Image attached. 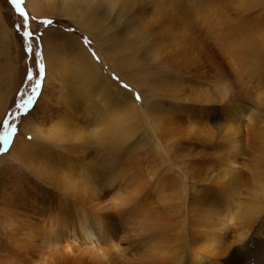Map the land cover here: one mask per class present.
I'll return each instance as SVG.
<instances>
[{
	"label": "rangeland",
	"instance_id": "374dc122",
	"mask_svg": "<svg viewBox=\"0 0 264 264\" xmlns=\"http://www.w3.org/2000/svg\"><path fill=\"white\" fill-rule=\"evenodd\" d=\"M105 1L81 0L91 6L85 25L74 4L67 16L64 0H24L29 27L40 37L45 73L32 108L14 121L18 130L10 154L4 160L9 150L0 153V264H144L164 260L160 253L170 257L183 249L190 255L192 248L199 249L200 264H229L225 258L232 253L237 256L232 264H264L261 246L254 251L258 244H251L264 240L263 215L246 228L249 237L237 241L242 224L224 191L235 186L246 196L257 185L264 187V0H216V12L200 10L207 0H180L188 8L184 20L170 0H122L118 8L112 0L105 7ZM219 9L226 14L217 15ZM227 17L232 25L252 24L253 52L240 54L237 44L227 43ZM184 21L193 23L190 30ZM23 23L10 0H0V121L15 114L16 104L31 91L28 71L38 72L36 41L26 52L16 27ZM48 59L61 64L58 73L54 65L48 71ZM87 66L102 82L80 71ZM108 82L116 96L110 108L117 115H105L106 133L93 112L99 91L109 94ZM67 94L83 97L76 104ZM127 100L136 104L138 131L127 146L114 147L108 137L134 120L124 116ZM88 111L91 119L84 115ZM157 117L172 120L168 130ZM80 125L81 136L73 132ZM55 128L64 131L57 140ZM130 146L132 157L106 162ZM102 158L107 166L95 170L87 191L74 188L68 195L63 174H77L82 184L87 174L78 163L102 164ZM85 216L95 217L94 224ZM163 225L168 229L161 231ZM157 230L158 236L147 240ZM209 233L217 240L212 248Z\"/></svg>",
	"mask_w": 264,
	"mask_h": 264
},
{
	"label": "bare ground",
	"instance_id": "6f19581e",
	"mask_svg": "<svg viewBox=\"0 0 264 264\" xmlns=\"http://www.w3.org/2000/svg\"><path fill=\"white\" fill-rule=\"evenodd\" d=\"M65 1V6H64V9H63V11H64V15H67L68 16V13H73V11H72V7H73V5L72 4H74V7H78V10H79V12H81V14H82V16H81V14H79V15H75V16H77V17H79V18H81V20H83L82 21V24H84L85 22H87L88 20H90L89 19V16H90V14H89V10L88 11H86L87 10V8H89V7H91L90 6V4H92L91 2H93V1H89L90 2V4H89V2H87L88 4H84V3H80L81 2V0H64ZM85 1H87V0H85ZM121 1L122 0H112V2H113V4H114V8H118L119 7V5H120V3H121ZM124 1V0H123ZM183 1V0H182ZM223 1V0H222ZM226 0H224V2H225ZM95 2V1H94ZM100 2V1H99ZM107 2H108V0L107 1H105L104 2V5H105V7L108 5L107 4ZM110 2H111V0H110ZM109 2V3H110ZM112 2H111V5H112ZM202 2H204L203 0H202ZM223 2V3H224ZM95 3H97V2H95ZM133 3V2H132ZM194 3H195V0H194ZM207 3H208V6H200L199 5V8H200V10L201 11H205V9L206 10H209V11H211V12H213V10H214V12H216V10L215 9H213L214 8V6H217L216 5V0H207ZM70 4L72 5V7H70ZM129 4V3H128ZM93 5V4H92ZM98 5V4H97ZM134 5V4H133ZM170 8L172 9V11H173V8H175L176 10H177V12H176V14H178V16H179V18L181 19V20H184L185 19V17H186V15L187 16H189L188 14H187V11L186 10H188V8H186V7H183L181 4H180V0H170ZM186 5V4H185ZM242 5V4H241ZM109 6V5H108ZM198 6V5H197ZM124 7V6H123ZM123 9V8H122ZM223 9V8H222ZM175 10V11H176ZM171 11V10H170ZM171 11V12H172ZM174 11V12H175ZM88 12V13H87ZM173 12V13H174ZM194 12V11H193ZM200 12V11H199ZM224 11L223 10H221V9H219V12L217 13V15H221L222 13H223ZM202 13V12H201ZM225 13V12H224ZM60 14V13H59ZM74 14H76L75 13V11H74ZM85 14V15H84ZM186 14V15H185ZM226 14V13H225ZM217 15H214V17H216ZM70 16H72V15H70ZM203 17H204V15H202ZM210 16V15H209ZM227 16V15H226ZM73 17H74V15H73ZM91 17V16H90ZM228 18V17H227ZM240 18V17H239ZM77 19V18H76ZM96 19V18H95ZM229 19V18H228ZM241 19V18H240ZM80 20V19H79ZM230 20V19H229ZM239 20V19H238ZM133 21V20H132ZM187 21V20H186ZM90 23V22H89ZM184 23H185V21H184ZM216 23H218L217 21H216ZM92 24H93V22H92ZM193 24V23H192ZM192 24L190 23V22H187V23H185V25H184V28L185 29H189L190 30V28H192ZM251 24V23H250ZM261 24H262V22H261ZM85 25H86V23H85ZM246 25V26H245ZM257 27H258V25H257ZM89 28V27H88ZM164 31V33L165 34H167L166 32H168V29H166L165 27H161ZM225 29V36L227 37L226 39H227V43H229V45L230 44H237L238 46H237V51L240 53V54H244V52H246V49H251V48H256L257 46H253V42L255 41L254 39L253 40H251V38H252V36L251 35H255V29L254 28H252V24H251V26L249 25V27H248V24L246 23V21L244 22V23H242V21H238L235 25H232V20H230V23H229V26L228 27H225L224 28ZM258 32V31H257ZM251 36V37H250ZM245 39H247V40H245ZM256 40L258 39V37L257 38H255ZM258 49V48H257ZM252 50V52H253V49H251ZM256 50V49H255ZM233 51H235V50H233ZM259 53V52H258ZM258 53H256V51H255V54H257L258 55ZM257 57V56H256ZM259 57H261V56H259ZM240 58V57H239ZM54 61V60H53ZM55 66L56 67V72L58 73V70H59V68H61V64L59 63H53L52 64V60H50V59H48V66H47V69H48V71L51 69V67L52 66ZM259 65V64H258ZM95 68V67H94ZM82 70H86V72L87 73H89V74H91L93 77H94V79H96V81L97 82H102L101 80H100V76H99V72H97V71H94V69H92V67H90V66H87L86 68H84V69H80V71H82ZM249 71V70H248ZM78 73H79V71H78ZM66 76V75H65ZM65 76H63V77H65ZM70 75H69V80H70ZM61 81V80H60ZM65 81H66V79H65ZM66 83V82H65ZM60 84L62 85L63 83H61L60 82ZM72 84V83H71ZM109 82H108V85L106 86V88H107V90H111V87L109 86ZM221 87V86H220ZM72 90V89H71ZM87 91V90H86ZM119 91V90H118ZM68 92V91H67ZM76 92V91H75ZM69 93V92H68ZM120 93H121V91H120ZM70 94V93H69ZM69 94H67V96H68V98H67V100H69V102L71 101H75V103L77 104V103H79V99L80 98H82L83 96H81V95H74V96H72V95H69ZM99 97H100V99H101V102H99L98 101V98L99 97H96L97 98V101H96V105L95 104H93V103H91V104H93V105H95L94 107L96 108V110L93 112V116H95V117H97L98 118V120L96 119V121H101V124L102 125H104V127H105V132L107 133V126H109V122H108V120L106 119V116H107V118H108V116H109V114L110 113H112L113 114V116H116L117 115V112H115L113 109H111L110 107L112 106V104H111V100H114V99H116V96H114V94L110 91L109 92V94L108 95H106V94H104V93H102V91H99ZM224 95V94H223ZM107 96H108V98H107ZM207 96V95H206ZM226 96V95H225ZM77 97V98H76ZM223 98V97H222ZM1 99V98H0ZM3 99V98H2ZM84 99V98H83ZM81 100V99H80ZM87 100V99H86ZM73 101V102H74ZM83 101V100H82ZM1 102V101H0ZM65 102H67V101H65ZM81 102V101H80ZM74 103V104H75ZM66 104H68V103H66ZM98 104H101L102 105V109H99L98 107ZM126 104H127V109L125 110V112L126 113H124V116L125 115H127V116H130L132 119H134L133 121H131V122H129V123H126V122H124V123H126V125H124V126H122V127H120V128H118V131L117 132H115V133H113L112 135H110V137H108V140H109V144H113V146L114 147H118V146H122V145H124V146H127V144L130 142V140L132 139V137H133V135L135 134L134 132L137 130V126L136 127H134V125L136 124V125H138L139 123H138V114H137V112H138V110H137V107H136V104H134L133 103V101H131V100H127L126 101ZM82 105V104H81ZM83 106V105H82ZM81 106V107H82ZM68 107V106H67ZM74 107V106H73ZM72 107V108H73ZM86 107H87V105H86ZM77 108H79V107H77ZM83 108V107H82ZM93 108V107H92ZM140 108V107H139ZM138 108V109H139ZM71 108H67V110L69 111ZM73 109H75V108H73ZM72 109V110H73ZM94 110V109H93ZM235 109H234V107H232V109H231V111L233 112ZM159 112V111H158ZM88 113H89V111L88 112H85V116H88ZM119 113V112H118ZM106 115V116H105ZM121 115H123V114H121ZM227 115V114H226ZM92 116V115H91ZM91 116H88L89 118L91 117ZM123 116V117H124ZM158 116V115H157ZM105 117V118H104ZM120 117V116H119ZM123 117L122 118H120V120L121 119H123ZM235 117V116H234ZM85 119H86V117H84ZM126 118V117H125ZM130 118V119H131ZM64 119V118H63ZM91 119V118H90ZM95 119V118H94ZM93 119V120H94ZM100 119V120H99ZM157 119V121H158V125L160 126V127H163V128H166V130H168V127H169V125H170V123H172V120L170 119V118H168V119H166V120H164V119H162V118H159V117H157L156 118ZM126 120H128L127 118H126ZM62 122V121H61ZM75 123V122H74ZM77 123V122H76ZM133 123V124H132ZM120 125V124H119ZM81 126V125H80ZM69 127V126H68ZM64 129V128H63ZM74 130V129H73ZM138 131V130H137ZM74 133H76V134H78L79 136H81L84 132H85V128L84 127H82L81 126V128L79 129L78 128V130H76V131H73ZM165 132V131H164ZM53 135H52V137H55L56 138V140L57 139H59L63 134H64V131H62V129L61 128H55V129H53ZM220 135V134H219ZM79 138H81V137H79ZM234 142V141H233ZM223 143V142H222ZM236 143V142H235ZM234 143V144H235ZM224 144V143H223ZM131 145V144H130ZM129 146V145H128ZM135 146V145H134ZM84 147V146H83ZM81 148H82V146H81ZM121 148H123V147H121ZM127 148V147H126ZM225 148H226V152L227 153H230V152H232L231 151V149H233L232 148V146H231V144H230V142L226 139L225 140ZM74 149V148H73ZM122 150V149H121ZM84 151V150H83ZM9 153H7V154H3L2 155V159H6V157H7V155L8 154H10V150L8 151ZM122 152H124V151H122ZM134 150L132 149V146H130L129 147V149L128 150H126V152H124V153H121V152H117L118 154L117 155H114V156H112L110 159H108L106 162H109L110 164H114L115 162H118V163H120V162H122V160H124V159H128V158H130V157H132L133 156V154H134ZM126 154V155H125ZM230 155V154H229ZM104 156V155H103ZM161 157V156H160ZM100 159V158H99ZM104 158H102V160H103ZM217 159V158H216ZM101 160V161H102ZM104 161H105V159L102 161L103 163H104ZM263 161V160H262ZM261 161V162H262ZM217 162V161H216ZM71 163H72V165L71 166H73L75 163L73 162V161H71ZM99 164V162H96V161H94V160H92V161H90V163H85V162H83V161H80V163H78L79 164V171H81V172H83V173H86L87 175L86 176H84V179H83V181H82V184L80 183V178L78 179L76 176H78L77 174H72V173H69L68 172V174H63V176L61 177L62 178V180H64V183L62 184L63 185V189L65 190V192L68 194V195H70V194H72V189H74V188H79V193H81V192H85V191H87V189L89 188V185L93 182L92 181V179H93V177H94V173L98 170V169H100V167L102 168V167H106L107 165H106V163H104V164ZM219 163V162H218ZM230 163V162H229ZM263 164H261V165H264V162H262ZM154 165V164H153ZM224 165V164H223ZM83 166H86V167H83ZM88 166H91V168L90 167H88ZM219 166H220V164H219ZM153 167V166H152ZM214 167V166H213ZM221 167V166H220ZM224 167V166H223ZM67 168H68V164H67ZM81 168V169H80ZM211 168H212V166H211ZM224 168H226V167H224ZM97 169V170H96ZM216 169V168H215ZM223 169V168H222ZM264 169V168H263ZM96 170V171H95ZM218 170V169H217ZM226 170H227V168H226ZM78 171V172H79ZM261 173H262V170L260 171ZM67 173V172H66ZM214 173V172H213ZM219 173L221 174V176L223 177V172L222 171H219ZM227 173H228V171L227 172H225L224 174H225V177H226V175H227ZM263 174V173H262ZM214 175V174H213ZM218 175V174H217ZM264 175V174H263ZM209 176V175H208ZM79 177H81V176H79ZM263 178V177H262ZM261 178V180H259V182H262V179ZM211 181L213 180V178L210 176V178H209ZM222 180V179H221ZM59 182V181H58ZM235 184H233V186H234ZM92 186V185H91ZM232 186V185H231ZM257 187H259L258 189H256V190H254V191H252L251 193H249V194H247L246 196L245 195H242L241 196V194H240V191L234 186V187H227V188H225L224 189V191L226 192L225 194H226V197H225V200L227 201V203H228V205H230V206H232L233 205V208H234V211H236L235 212V218H239L240 219V221H241V230L239 231V235L237 236V241H243L247 236H248V233L249 232H247L248 230L246 229L248 226H252V224H254V222L255 221H257L258 219H260L261 218V216L263 217V219H264V187L262 186V185H257ZM256 187V188H257ZM78 193V192H77ZM181 205H182V207H180V210L183 208V209H185V201H184V203L183 202H181ZM231 208V207H230ZM179 210V209H178ZM180 210H179V212H180ZM229 213H231V212H229ZM158 215V214H157ZM86 217V216H85ZM130 217V216H129ZM219 218V217H218ZM234 218V217H233ZM234 218V219H235ZM102 219V218H101ZM86 220H88L90 223L89 224H94V221L93 220H95V217H93L92 219H88V217H86ZM86 220H83V222H85ZM96 222V221H95ZM155 223V222H154ZM167 223V222H166ZM82 224V223H81ZM221 224V223H220ZM171 225V224H170ZM174 225V224H173ZM164 226V228L162 227V228H160V230L162 231V230H166V229H168V227H169V225H163ZM55 227V226H54ZM161 227V226H160ZM102 228V227H101ZM250 228V227H249ZM248 228V229H249ZM85 229L86 230H89L87 227H85ZM55 230V229H54ZM55 232V231H54ZM54 232H53V234H54ZM159 232V230H157L156 232L154 231L153 233H151V234H148V238H147V240H151V238H153V237H157L158 235H157V233ZM212 232H214V231H212ZM211 232V233H212ZM159 234V233H158ZM170 234V233H169ZM49 235V234H48ZM47 235V236H48ZM157 235V236H156ZM161 235V234H160ZM159 235V236H160ZM51 236V235H50ZM235 236V237H236ZM49 237V236H48ZM209 237H211V238H208L207 240L209 241V243L208 242H206V243H208V245H209V247L210 248H212V247H215V246H217L216 244H217V240L215 239V236H211L210 235V233H209ZM249 237V236H248ZM50 238V237H49ZM44 239V238H43ZM247 239V238H246ZM252 241V240H251ZM228 242V241H227ZM249 242V241H248ZM185 244H184V246L185 247H187V249H188V245L186 244V242H184ZM224 243H226V242H224ZM235 243V242H234ZM234 243H232V244H234ZM251 243V242H250ZM252 245L253 244H258L257 246H254V251H257L256 250V247H260L259 249H261V251H264V240H260L259 239V242H256V240L254 239L253 240V242L251 243ZM223 247H226V246H224L223 245ZM17 248V247H16ZM202 248V247H201ZM230 247H227V251H230V249H229ZM16 250V249H15ZM199 250V249H198ZM198 250H193V248H192V250L190 249V251L188 250V252H190V255L189 254H187L186 252H183V251H185V250H181V251H176L172 256H170V257H168V253L166 254V253H160V255H159V257L161 256V257H163L164 258V260H160L159 262H158V260H156V259H153V260H150V261H147V262H144V264H183V263H185V261H188L189 263H191V264H200V263H202L201 262V255H199V252H198ZM214 251V250H213ZM167 252V251H166ZM212 252V251H211ZM233 254V253H232ZM232 254H228L227 255V257L225 258V262H227V263H229V264H232V262H235L236 261V259H237V256L234 254V255H232ZM239 256V255H238ZM142 263V262H141ZM255 263V262H254Z\"/></svg>",
	"mask_w": 264,
	"mask_h": 264
},
{
	"label": "snow or ice",
	"instance_id": "6c2138e0",
	"mask_svg": "<svg viewBox=\"0 0 264 264\" xmlns=\"http://www.w3.org/2000/svg\"><path fill=\"white\" fill-rule=\"evenodd\" d=\"M11 5L15 8L16 12L20 17L23 18L24 23L23 25H17V29L22 32L23 38L25 43L27 44V48L25 49L26 52L33 51V44L32 41H36L35 45V55L36 65L38 68V72L34 74L31 70L27 73V79L31 82V91L24 96L21 97L20 101L16 104V113L15 114H8L3 121H0V153L7 152L13 142V139L17 133V124L14 123L15 120L19 118L20 115H26L28 111L32 108L37 96L40 93L43 83V77L45 73V65L42 58V51L40 45V37L36 36L29 27V13L23 7L24 0H10ZM41 23L45 25H51L53 23L52 20H43ZM85 42L90 44V41L85 38ZM93 59L99 62V56L96 54L95 51L91 52ZM35 76V78H34ZM112 78L117 82L120 81V78L113 74ZM120 86L126 90L131 91L127 84L121 83ZM134 98L139 101L140 95L139 93L134 94Z\"/></svg>",
	"mask_w": 264,
	"mask_h": 264
}]
</instances>
